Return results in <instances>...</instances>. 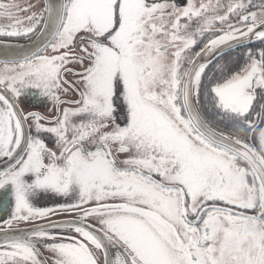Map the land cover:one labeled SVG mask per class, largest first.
<instances>
[{
    "label": "snow or ice",
    "instance_id": "obj_1",
    "mask_svg": "<svg viewBox=\"0 0 264 264\" xmlns=\"http://www.w3.org/2000/svg\"><path fill=\"white\" fill-rule=\"evenodd\" d=\"M0 19V264H264V0Z\"/></svg>",
    "mask_w": 264,
    "mask_h": 264
},
{
    "label": "flooded vegetation",
    "instance_id": "obj_2",
    "mask_svg": "<svg viewBox=\"0 0 264 264\" xmlns=\"http://www.w3.org/2000/svg\"><path fill=\"white\" fill-rule=\"evenodd\" d=\"M17 2H19L22 5L28 4V3L39 4V3L42 2V0H17ZM253 3L254 4H259L260 0H253ZM24 15H27V13H25ZM3 23H7V21L3 20V19H0V24H3ZM16 42H18V43H26L27 41L26 40H20V41H16ZM21 108L25 112H27V111H37V112H40L42 115H44L46 117L49 115L48 108L44 107L42 104H40V105H38L36 107H28V106H25L24 104H21ZM44 138H45L46 141L48 140L47 136H45ZM48 146L51 147L52 146L51 143H49Z\"/></svg>",
    "mask_w": 264,
    "mask_h": 264
},
{
    "label": "water",
    "instance_id": "obj_3",
    "mask_svg": "<svg viewBox=\"0 0 264 264\" xmlns=\"http://www.w3.org/2000/svg\"><path fill=\"white\" fill-rule=\"evenodd\" d=\"M27 43V42H26ZM50 202V201H49ZM0 216H3V212L2 211H0ZM5 219H7L8 217H4ZM67 218H70V217H63V216H61V217H54V219H67ZM44 223H46L47 221H43ZM0 223H2V221H0ZM12 227L13 228H16V227H30V225H25V224H19V225H17V224H13L12 225ZM41 251H42V253L45 255V256H47L48 254L46 253V252H44V250L43 249H41Z\"/></svg>",
    "mask_w": 264,
    "mask_h": 264
},
{
    "label": "rangeland",
    "instance_id": "obj_4",
    "mask_svg": "<svg viewBox=\"0 0 264 264\" xmlns=\"http://www.w3.org/2000/svg\"><path fill=\"white\" fill-rule=\"evenodd\" d=\"M51 201H41V204L45 205V206H51Z\"/></svg>",
    "mask_w": 264,
    "mask_h": 264
}]
</instances>
